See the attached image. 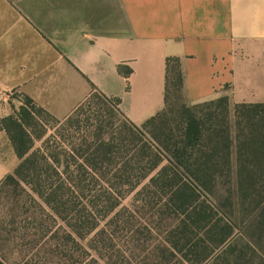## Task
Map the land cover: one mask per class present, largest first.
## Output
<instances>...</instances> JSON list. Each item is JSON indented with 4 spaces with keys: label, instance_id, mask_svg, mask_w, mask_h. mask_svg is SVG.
<instances>
[{
    "label": "trees",
    "instance_id": "obj_1",
    "mask_svg": "<svg viewBox=\"0 0 264 264\" xmlns=\"http://www.w3.org/2000/svg\"><path fill=\"white\" fill-rule=\"evenodd\" d=\"M23 97L0 120L19 159L0 189L25 185L35 204L0 219V264H135L147 251L155 264H264V103H190L179 56L165 107L140 125L99 91L64 119Z\"/></svg>",
    "mask_w": 264,
    "mask_h": 264
},
{
    "label": "crops",
    "instance_id": "obj_2",
    "mask_svg": "<svg viewBox=\"0 0 264 264\" xmlns=\"http://www.w3.org/2000/svg\"><path fill=\"white\" fill-rule=\"evenodd\" d=\"M168 56L190 103H264V0H0V120L12 91L58 119L99 91L140 125L165 107ZM4 144L0 183L19 163Z\"/></svg>",
    "mask_w": 264,
    "mask_h": 264
},
{
    "label": "rangeland",
    "instance_id": "obj_3",
    "mask_svg": "<svg viewBox=\"0 0 264 264\" xmlns=\"http://www.w3.org/2000/svg\"><path fill=\"white\" fill-rule=\"evenodd\" d=\"M7 102L9 103V109L11 113H15L21 106L26 105V101L24 100L23 95L14 91L8 94ZM108 105H110V103H108ZM92 107L86 106L84 108V115H88L89 113H91ZM110 107L112 106L110 105ZM116 118L118 121L125 120V118L120 114L116 115ZM50 125L51 124H49V126ZM41 142H42L41 140L39 141L37 140L35 144L36 147L40 146ZM7 146H8L7 144L0 145V152L6 157L8 156V152L12 151L11 148ZM135 193L136 192H133L127 196V198L124 201L126 205L131 204L134 201ZM19 203L21 204L22 207L35 204L33 200V195L29 190V188H27L25 185H22L20 187H17L15 185H9L1 188L0 189V219L6 217L7 215H10L13 212L15 206L18 205ZM158 241H159V237L158 239H154L152 242L157 243ZM136 253L139 252L137 251ZM140 259H142L143 261L147 259L146 260L147 262H145L147 264L156 263V261L155 262L153 261V258H150L148 251L142 253L141 257H136V258L131 257V261H134L135 264L140 262ZM166 264H188V263L182 260L181 257L178 256L172 258L170 261H167Z\"/></svg>",
    "mask_w": 264,
    "mask_h": 264
}]
</instances>
